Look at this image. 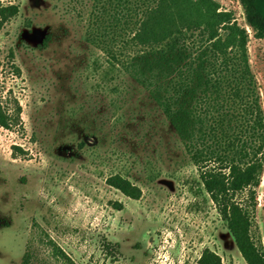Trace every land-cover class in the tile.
Listing matches in <instances>:
<instances>
[{"label": "rangeland", "instance_id": "rangeland-1", "mask_svg": "<svg viewBox=\"0 0 264 264\" xmlns=\"http://www.w3.org/2000/svg\"><path fill=\"white\" fill-rule=\"evenodd\" d=\"M9 5L0 264H63L56 249L76 264H197L204 248L246 264L200 175L255 161L235 200L264 255V41L239 0H0ZM147 51L193 55L194 81L211 79L205 103L194 87L189 124L133 79L160 78L158 62L140 59ZM115 174L140 197L109 185Z\"/></svg>", "mask_w": 264, "mask_h": 264}, {"label": "trees", "instance_id": "trees-1", "mask_svg": "<svg viewBox=\"0 0 264 264\" xmlns=\"http://www.w3.org/2000/svg\"><path fill=\"white\" fill-rule=\"evenodd\" d=\"M239 4L246 25L253 32L254 37L264 41V0H239ZM17 12L16 5L0 6V28ZM145 31L148 30L145 28ZM48 41L49 36L43 40V45H46ZM181 54L184 60L181 59ZM143 57L140 59L146 63L155 61L160 64V78L152 80V76L145 73L141 76L142 79L133 75L137 85H141L148 92L147 96L150 101L159 103L168 119L183 125L189 124L190 118L184 116H189L193 112L191 99L195 91L194 87L196 84L204 86L201 89L202 95L199 101L205 103L206 86L211 82L208 76H204L202 82L194 81L196 77L194 74L200 69L201 62L195 56L182 51L177 53L147 51ZM10 125L8 116L0 107V126L9 128ZM260 168L261 164L255 161L244 166L232 165L226 172L208 171L200 175L210 199L225 221L246 264H264V255L259 252L251 239L249 219L241 205L235 200V195L253 182ZM107 183L132 199H138L141 195V189L122 175L115 174L108 177ZM56 253L63 264H76L60 249H56ZM29 260L30 255L27 253L23 262L28 263ZM197 264H222V261L215 251L204 248Z\"/></svg>", "mask_w": 264, "mask_h": 264}]
</instances>
